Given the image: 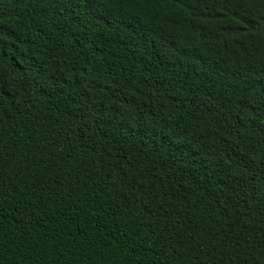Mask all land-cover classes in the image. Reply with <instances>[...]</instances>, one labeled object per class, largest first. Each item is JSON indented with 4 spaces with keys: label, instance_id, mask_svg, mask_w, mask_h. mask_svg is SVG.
Listing matches in <instances>:
<instances>
[{
    "label": "trees",
    "instance_id": "1",
    "mask_svg": "<svg viewBox=\"0 0 264 264\" xmlns=\"http://www.w3.org/2000/svg\"><path fill=\"white\" fill-rule=\"evenodd\" d=\"M0 264H264V0H0Z\"/></svg>",
    "mask_w": 264,
    "mask_h": 264
}]
</instances>
